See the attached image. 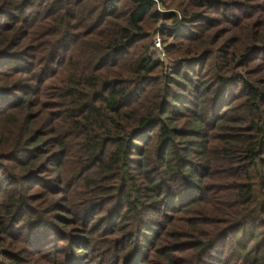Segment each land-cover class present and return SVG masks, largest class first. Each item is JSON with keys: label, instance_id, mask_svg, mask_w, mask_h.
I'll use <instances>...</instances> for the list:
<instances>
[{"label": "trees", "instance_id": "obj_1", "mask_svg": "<svg viewBox=\"0 0 264 264\" xmlns=\"http://www.w3.org/2000/svg\"><path fill=\"white\" fill-rule=\"evenodd\" d=\"M0 264H264V0H0Z\"/></svg>", "mask_w": 264, "mask_h": 264}, {"label": "built area", "instance_id": "obj_2", "mask_svg": "<svg viewBox=\"0 0 264 264\" xmlns=\"http://www.w3.org/2000/svg\"><path fill=\"white\" fill-rule=\"evenodd\" d=\"M152 53L155 55V57L163 63H166L168 60V57L163 49V44L161 42V39L159 35L157 34L156 37L153 39V47H152Z\"/></svg>", "mask_w": 264, "mask_h": 264}, {"label": "rangeland", "instance_id": "obj_3", "mask_svg": "<svg viewBox=\"0 0 264 264\" xmlns=\"http://www.w3.org/2000/svg\"><path fill=\"white\" fill-rule=\"evenodd\" d=\"M156 35H157V33H155V35H154V37H153V39L156 37ZM169 58H168V60H167V62L165 63V65H168L169 64Z\"/></svg>", "mask_w": 264, "mask_h": 264}]
</instances>
